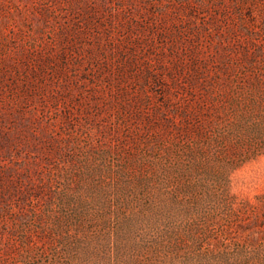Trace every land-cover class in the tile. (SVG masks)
Here are the masks:
<instances>
[{
    "label": "rangeland",
    "instance_id": "rangeland-1",
    "mask_svg": "<svg viewBox=\"0 0 264 264\" xmlns=\"http://www.w3.org/2000/svg\"><path fill=\"white\" fill-rule=\"evenodd\" d=\"M0 264H264V0H0Z\"/></svg>",
    "mask_w": 264,
    "mask_h": 264
}]
</instances>
